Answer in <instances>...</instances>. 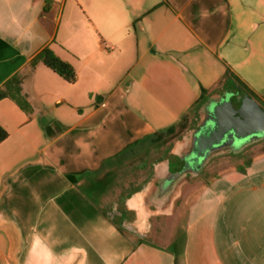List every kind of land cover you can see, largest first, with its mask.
Listing matches in <instances>:
<instances>
[{"label":"crops","instance_id":"obj_1","mask_svg":"<svg viewBox=\"0 0 264 264\" xmlns=\"http://www.w3.org/2000/svg\"><path fill=\"white\" fill-rule=\"evenodd\" d=\"M46 46L75 82L27 68ZM22 71L32 111L0 100V264H264V142L201 180L178 216L133 191L163 173L160 151L196 122L203 90L244 85L264 103V0H0V87Z\"/></svg>","mask_w":264,"mask_h":264},{"label":"water","instance_id":"obj_2","mask_svg":"<svg viewBox=\"0 0 264 264\" xmlns=\"http://www.w3.org/2000/svg\"><path fill=\"white\" fill-rule=\"evenodd\" d=\"M264 138V105L250 94L234 92L231 89L223 90L208 97L203 104L195 127L188 130L185 135L175 143L172 151L180 155L185 161L182 171H172L169 163L162 164L164 173L156 170L154 179H159V194L172 191L164 199L168 200L164 211L167 214H179L177 203L185 198L188 192L196 188L200 181H183L175 183L177 178L186 173H199L208 160L217 155L228 152L238 153L249 145ZM155 192L141 193L139 206L155 212L146 203L149 198L151 204L157 206ZM153 210V211H152Z\"/></svg>","mask_w":264,"mask_h":264},{"label":"flooded vegetation","instance_id":"obj_3","mask_svg":"<svg viewBox=\"0 0 264 264\" xmlns=\"http://www.w3.org/2000/svg\"><path fill=\"white\" fill-rule=\"evenodd\" d=\"M197 120H198V118H197ZM197 120H196V122H197ZM196 122L187 130L177 134L176 138H173L172 140H167L165 142L163 150L160 151V153H162V160L161 161H167L169 163L170 170L177 171V172L183 170V168L185 166V161L182 160L180 155H176L172 151L175 147V145H174L175 141L178 139H181L188 130L195 127ZM262 144H263V141L260 140L256 143L249 145L246 149H244L238 153L228 152L225 154L213 156L204 165L201 172L196 173V174L186 173L184 175H181L177 178L175 183L178 184L180 181L181 182L183 181V183H187L188 181H197V180H199V181L202 180V183H204L213 170L219 169V168L225 166L227 163H230V162L236 160V158L238 156H240L244 151H252V150L258 149L260 146H262ZM154 176L155 175H154V171H153L147 176V178L144 180L142 185H135V187L133 189V191L135 190V194L139 191L140 188H143L144 190H147V191H156L158 189V187H157L158 183H157V181L154 182ZM167 194L169 196L171 195L170 190L167 191L166 193H164L163 195H160L158 198H156V203L157 204H164L166 202V199H164V197ZM178 203L184 205L186 203V199L183 201L180 200ZM152 205H155V204H152ZM130 206L132 207L133 210L136 209L135 205H130ZM117 211L120 214L119 218L125 224H127V222L130 223V221H132L135 217V212L126 209L125 205L122 202H119V205L117 207ZM146 223H147L146 230L151 232V234L154 237H159L163 233V228L165 227V224H166V216L163 214L152 215V216H150V219L146 221Z\"/></svg>","mask_w":264,"mask_h":264},{"label":"trees","instance_id":"obj_4","mask_svg":"<svg viewBox=\"0 0 264 264\" xmlns=\"http://www.w3.org/2000/svg\"><path fill=\"white\" fill-rule=\"evenodd\" d=\"M43 63L49 68L53 69L60 76L70 83H73L77 79V71L75 67L67 61L62 60L53 49L49 46L44 47L39 51L28 63L27 68L33 69L37 64ZM28 72L22 71L13 75L0 87V100L3 98H11L15 100L21 108L30 112L32 111V106L28 101L27 97L23 94L21 84L27 78ZM242 90L257 100H261L258 96L253 94L248 88L241 85ZM209 93L207 90H203L201 97L197 101L198 106H202L208 99ZM262 101V100H261ZM264 104V103H263ZM174 133V127L163 131L158 134V139H162L170 136ZM8 132L5 128L0 125V141L7 138ZM264 142V141H263Z\"/></svg>","mask_w":264,"mask_h":264},{"label":"rangeland","instance_id":"obj_5","mask_svg":"<svg viewBox=\"0 0 264 264\" xmlns=\"http://www.w3.org/2000/svg\"><path fill=\"white\" fill-rule=\"evenodd\" d=\"M203 106V105H202ZM179 134V133H178ZM262 141H264V138L262 139ZM161 142H163V141H161ZM160 142V143H161ZM262 149H259L258 151H261ZM236 165V164H235ZM213 176V175H212ZM184 227H185V221H183V222H181V224H179V231L180 232H182L183 230H184ZM133 237L135 238V239H137V236H135V235H133Z\"/></svg>","mask_w":264,"mask_h":264}]
</instances>
